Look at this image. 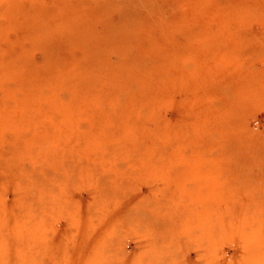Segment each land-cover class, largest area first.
Wrapping results in <instances>:
<instances>
[{
    "label": "rangeland",
    "instance_id": "rangeland-1",
    "mask_svg": "<svg viewBox=\"0 0 264 264\" xmlns=\"http://www.w3.org/2000/svg\"><path fill=\"white\" fill-rule=\"evenodd\" d=\"M30 8L72 28L31 26ZM244 13V0H0V67L50 50L110 65L147 54L161 89L138 108L125 91L103 104L137 120L153 146L24 160V173L37 168L39 231L21 264H264V19Z\"/></svg>",
    "mask_w": 264,
    "mask_h": 264
},
{
    "label": "bare ground",
    "instance_id": "bare-ground-1",
    "mask_svg": "<svg viewBox=\"0 0 264 264\" xmlns=\"http://www.w3.org/2000/svg\"><path fill=\"white\" fill-rule=\"evenodd\" d=\"M244 5L247 19H264V0H244ZM11 13L17 15L16 10ZM23 14L32 22L31 26L46 25L51 31L57 27L65 34L72 28L70 21L63 22L54 12L30 8ZM69 39L64 35V40ZM93 56L92 63H70L57 50H50L42 62L26 68L0 67V264H21L24 246L30 247V254L38 242L37 168L24 173V160L35 164L40 151L75 146L92 149L153 146L152 133L147 130L140 133L137 120L131 122L126 118L132 116H116L103 105L108 101L120 103L125 91L127 101L137 103L133 107L138 108L139 103L161 91L159 86L155 87L156 92L152 90L147 54L135 59L122 56L118 65H110L102 54ZM108 63L107 69L102 67ZM135 82L139 84L137 91L132 87ZM86 117L94 121L88 130H83L80 120ZM115 119L121 123L115 124ZM82 135L86 137L82 139ZM24 183L30 198L27 204ZM9 193L14 197L11 202L5 201Z\"/></svg>",
    "mask_w": 264,
    "mask_h": 264
}]
</instances>
